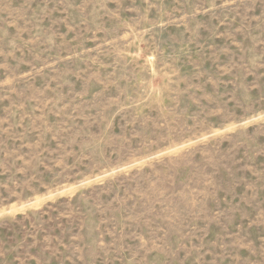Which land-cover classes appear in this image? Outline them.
<instances>
[{"label": "rangeland", "instance_id": "374dc122", "mask_svg": "<svg viewBox=\"0 0 264 264\" xmlns=\"http://www.w3.org/2000/svg\"><path fill=\"white\" fill-rule=\"evenodd\" d=\"M0 264H264V0H0Z\"/></svg>", "mask_w": 264, "mask_h": 264}]
</instances>
